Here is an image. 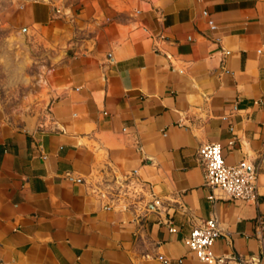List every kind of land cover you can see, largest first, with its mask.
Instances as JSON below:
<instances>
[{
  "label": "crops",
  "instance_id": "0c3cea01",
  "mask_svg": "<svg viewBox=\"0 0 264 264\" xmlns=\"http://www.w3.org/2000/svg\"><path fill=\"white\" fill-rule=\"evenodd\" d=\"M5 21L46 47L42 118L0 102V264H206L184 238L208 219L214 255L264 264V0H17ZM213 141L257 168L255 202L207 198ZM109 178L140 200L96 194Z\"/></svg>",
  "mask_w": 264,
  "mask_h": 264
},
{
  "label": "rangeland",
  "instance_id": "374dc122",
  "mask_svg": "<svg viewBox=\"0 0 264 264\" xmlns=\"http://www.w3.org/2000/svg\"><path fill=\"white\" fill-rule=\"evenodd\" d=\"M16 1L0 0V102L10 117L30 123L42 118L44 112L42 55L46 46L39 35L5 21L7 7ZM94 192L125 200L126 204H133L142 195L137 186L119 178L96 182Z\"/></svg>",
  "mask_w": 264,
  "mask_h": 264
},
{
  "label": "built area",
  "instance_id": "2783aa9c",
  "mask_svg": "<svg viewBox=\"0 0 264 264\" xmlns=\"http://www.w3.org/2000/svg\"><path fill=\"white\" fill-rule=\"evenodd\" d=\"M197 157L202 165L203 182L210 187L211 193L207 195L210 200L226 198L239 201H256L257 197V168L248 169V163L241 160L236 164H227L222 154V146L213 141L200 145ZM155 205H160L158 199ZM264 229V221L257 219L256 230ZM170 231H175L171 227ZM221 231L215 219H208L202 224L192 227L184 243L193 250L198 259L206 264H242L240 261L219 255L210 251V245L220 235ZM263 244V238L260 237Z\"/></svg>",
  "mask_w": 264,
  "mask_h": 264
},
{
  "label": "water",
  "instance_id": "95a60500",
  "mask_svg": "<svg viewBox=\"0 0 264 264\" xmlns=\"http://www.w3.org/2000/svg\"><path fill=\"white\" fill-rule=\"evenodd\" d=\"M25 131H29V124L27 123Z\"/></svg>",
  "mask_w": 264,
  "mask_h": 264
}]
</instances>
